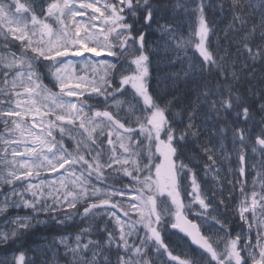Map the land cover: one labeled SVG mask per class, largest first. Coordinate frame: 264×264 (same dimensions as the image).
<instances>
[{"label":"snow or ice","instance_id":"6c2138e0","mask_svg":"<svg viewBox=\"0 0 264 264\" xmlns=\"http://www.w3.org/2000/svg\"><path fill=\"white\" fill-rule=\"evenodd\" d=\"M190 2L0 0V248L16 245L0 264H264V0L218 5L243 68L228 48L210 50V5ZM169 10L196 17L199 67L171 70L190 43L178 24L159 26L163 54L148 41ZM100 98L103 108L91 103ZM194 157L219 192L198 180ZM225 163L247 226L235 235ZM48 222L60 235L25 249Z\"/></svg>","mask_w":264,"mask_h":264},{"label":"trees","instance_id":"16d2710c","mask_svg":"<svg viewBox=\"0 0 264 264\" xmlns=\"http://www.w3.org/2000/svg\"><path fill=\"white\" fill-rule=\"evenodd\" d=\"M162 3L167 4L169 3V0H161ZM222 2V0H206V3L210 5L209 7L206 8V17L208 21L210 22V27L212 28V32H210L209 37H208V42H209V47L210 50L213 52H217L218 49L220 48H228L230 53H231V59L237 60V67L238 68H243V65L245 62L249 64L251 67V61H247L246 55L241 53L239 56H237V49H236V44L232 43L231 45L229 44V41L232 39V33L228 34V38H225V31L227 30L229 24H230V13L228 12L227 8H225L223 11L219 8V4ZM189 5L190 7H194L193 4H191L189 0ZM175 15L172 11H166L160 13L155 21L152 23L151 28L145 29L146 32L148 33L147 39L150 41L151 44H160L161 45V52L163 54L164 49H163V41L161 40V33L158 31V28L160 25H164L167 23H175L178 24V29H179V35L182 37L184 40L190 41L192 45L189 43L187 48L180 53L181 57L184 59L183 65L181 64H176L174 68H172V71H178L182 66L187 67L189 64H195L197 67H199L200 63V57L199 53L196 51L195 47L193 46L195 43L198 42L196 40V37H194V42H191V36L193 35L192 30H196L197 28V20L196 17L190 13H186L178 17L175 21H173L172 17ZM222 54V53H221ZM256 67V76L257 78L264 76V64H261L257 62L255 64ZM208 79L215 80V76L213 75L212 77H208ZM214 82V81H213ZM255 83V81H253ZM165 84V81L163 77L160 78V87L163 88ZM150 90H157V79H156V70L155 67L153 69V78L150 80ZM259 119V116L256 117ZM241 127H249L250 125H244L241 124ZM187 155L190 157L192 156V152H188ZM206 160L205 158L201 157H194L192 160L193 167L195 170L198 172V175L201 176L203 179L207 178L209 174L205 175L203 173L204 168L203 164ZM235 158H233V167L235 166L234 163ZM229 165L225 163L223 165V169L220 172V177L224 178L227 177V179H222L225 191L223 193L224 196H226L230 191H233V195L235 196L236 192V187L233 190L232 185L228 190V186H230L227 183V180H232L233 174L229 173L227 171ZM216 183V190L219 192V182L215 181ZM227 198V197H225ZM235 208L231 204V208L229 212L227 213L231 220L235 223L233 227H237V216L235 215V211H233ZM19 213V210H12L10 212L11 216H14L15 214ZM227 215V216H228ZM41 220H47L48 218L46 216H41ZM0 226H2V219L0 220ZM55 226L53 222H48L46 224H41L37 226V230L33 231L32 233L28 234L25 237V249H34L36 248L37 245H43L45 243V238L48 241L52 240V236L57 234V231L55 230ZM75 231V229H73ZM16 248V245H12L11 247H6V250H1L0 249V255L3 256L5 253H12L13 250ZM29 255L31 256V252H29Z\"/></svg>","mask_w":264,"mask_h":264},{"label":"rangeland","instance_id":"374dc122","mask_svg":"<svg viewBox=\"0 0 264 264\" xmlns=\"http://www.w3.org/2000/svg\"><path fill=\"white\" fill-rule=\"evenodd\" d=\"M22 2H23V0H22ZM146 31V30H145ZM192 32H193V35H189V36H191V42H194V37H196L195 36V30H192ZM196 40L198 41V37H196ZM150 42V41H149ZM194 43H196V42H194ZM191 45H192V43H190ZM194 47H195V44L193 45ZM196 49V48H195ZM15 50V49H14ZM197 51V50H196ZM198 52V51H197ZM78 71H80V69H78ZM81 74H83V73H81ZM213 81H215V80H213ZM44 83L45 84H48L49 85V87H52V85L49 83V79L48 78H45V80H44ZM53 91H58V89L57 88H53ZM91 103H94L97 107H100V108H103V98H100V100L99 101H91ZM110 111H114V109H112V108H110L109 109ZM121 115H123V113H121ZM250 127V126H249ZM3 132V125L2 124H0V133H2ZM66 143H70L69 141H67L66 140ZM235 167V166H234ZM61 171H63V170H61ZM203 173L205 174V171H203ZM45 176H49V174H44ZM52 176H55V175H58V174H51ZM246 179L248 180V182H249V188L251 187V180H252V175H248L247 177H246ZM198 180L203 184V186L206 188V189H211L212 191L215 189L216 190V183H215V180H213V174L212 173H209V175H208V177L207 178H202L201 176H199L198 175ZM126 182V181H125ZM235 199L232 201V205L234 206V208L236 209L238 206H239V202H240V200L242 199V197H241V195H240V192H239V185H236V194H235ZM223 211V210H222ZM19 215H21V216H23V215H27V214H30L29 213V210H19V213H18ZM15 215H17V214H15ZM14 215V216H15ZM235 215L237 216V224H238V226L237 227H233L234 226V222L231 220V218L229 219V221H230V224H231V228H232V233H233V235H235L236 233H238V232H241L242 230L244 231V232H247V226L245 225V224H243V222L239 219V215L237 214V213H235ZM2 218H0V220H1ZM54 223V222H53ZM54 226H55V230L57 231V234L56 235H53L52 236V238L53 237H56V236H58V235H60V230H59V226L58 225H56L55 223H54ZM68 231H74L73 229H69ZM164 235H165V237H166V239H168L169 238V235H170V233L169 232H165L164 233ZM252 237H253V239H255V233L253 232L252 233ZM171 240H176V237L175 236H171ZM37 246H40V244L39 245H37ZM36 246V247H37ZM180 246V245H179ZM180 247H183V246H180ZM1 250H6V247H4V248H0ZM180 249H178V248H176V254H179L180 253ZM11 254V253H10ZM4 255V254H3ZM1 256V255H0Z\"/></svg>","mask_w":264,"mask_h":264},{"label":"flooded vegetation","instance_id":"af4514ba","mask_svg":"<svg viewBox=\"0 0 264 264\" xmlns=\"http://www.w3.org/2000/svg\"><path fill=\"white\" fill-rule=\"evenodd\" d=\"M180 246H183V247H177L178 249H180V250H182V249H184V248H186L187 247V245L189 244L188 242L186 243V241L185 240H181V241H178L177 242Z\"/></svg>","mask_w":264,"mask_h":264},{"label":"bare ground","instance_id":"6f19581e","mask_svg":"<svg viewBox=\"0 0 264 264\" xmlns=\"http://www.w3.org/2000/svg\"><path fill=\"white\" fill-rule=\"evenodd\" d=\"M228 194H229V192H228ZM228 194L226 196H224V197H228Z\"/></svg>","mask_w":264,"mask_h":264}]
</instances>
